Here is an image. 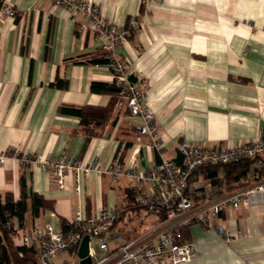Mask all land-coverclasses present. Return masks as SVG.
<instances>
[{"label": "crops", "instance_id": "0c3cea01", "mask_svg": "<svg viewBox=\"0 0 264 264\" xmlns=\"http://www.w3.org/2000/svg\"><path fill=\"white\" fill-rule=\"evenodd\" d=\"M87 1L109 22L124 26L135 18L139 23L116 55L154 113L162 157L148 137L136 134L140 120L122 109L113 106L108 124L91 137L78 117L58 112L61 106L106 108L112 100L111 94L91 90L92 83L114 84V77L107 64L87 62L102 52L103 40L89 30L78 33L81 17L73 21L52 0H0V6L10 4L16 10L15 17L0 22V195L26 198L23 229L48 224L63 231L62 221L69 224L78 212L89 218L102 207L126 210L109 241L122 242L163 220L158 211L134 209L131 191L137 183L92 174L82 180L77 196L70 175L61 190L48 171L23 165L20 159L53 162L68 155L102 169L118 159L126 167L134 159L135 168L151 170L161 159L177 161L182 142L217 148L261 138L264 0ZM57 79L64 88L51 86ZM251 168L250 163L249 185L255 182ZM223 178L219 170L215 180ZM189 189L195 206L232 192L213 184L205 170L191 178ZM33 194L47 203L35 217ZM133 222L139 225L130 228ZM210 226H185V242L194 247L185 264H264V204L226 208ZM218 226L228 240L216 232Z\"/></svg>", "mask_w": 264, "mask_h": 264}, {"label": "built area", "instance_id": "2783aa9c", "mask_svg": "<svg viewBox=\"0 0 264 264\" xmlns=\"http://www.w3.org/2000/svg\"><path fill=\"white\" fill-rule=\"evenodd\" d=\"M55 7L65 10L78 22L77 31L87 30L97 34L102 40L101 51L106 54L107 66L114 77V85L119 90L114 106L122 109L140 123L135 126L136 134L150 139L151 147L162 157L164 145L156 129L154 113L144 102V91L138 82L131 80V74L123 61L119 60L116 50L125 45L130 29L139 23L135 18L128 26H120L106 20L93 3L87 0H52ZM16 16L10 4L0 6V22ZM133 154V153H132ZM179 161L161 159L160 164L151 169L135 168L134 159L122 167L119 159L105 169L85 165L68 155L51 162L47 159L22 157L23 165L36 164L48 171L59 189H64L66 176L73 180V193L81 194L82 180L95 174L98 177L110 176L113 180L126 177L138 186L131 191L134 204L148 213L160 212L163 220L133 238H124L120 245L109 249L110 233L126 210L120 208H100L93 216L84 218L78 212L69 223L70 228L56 231L51 225L36 224L23 229L17 222L10 221L5 227L10 231L12 240L19 246L35 249V264H56L59 255L69 253L82 259L77 251L84 236L88 237L87 257L90 264H185L194 256V247L189 242H179L180 227L193 223L211 228L210 221L226 208L238 210L264 204V135L254 142L231 146L209 148L201 144L182 142L178 147ZM17 159V156H14ZM252 164L251 185L236 189L230 194L195 206L193 193L189 189L191 178L206 166H222L238 161ZM220 236H225L221 226L215 228ZM228 240V237L225 236ZM97 244L102 253L99 256L92 244ZM62 264H69L63 262Z\"/></svg>", "mask_w": 264, "mask_h": 264}, {"label": "trees", "instance_id": "16d2710c", "mask_svg": "<svg viewBox=\"0 0 264 264\" xmlns=\"http://www.w3.org/2000/svg\"><path fill=\"white\" fill-rule=\"evenodd\" d=\"M128 22L125 26H128ZM87 62L92 65H102L107 64L108 60L106 59V54L104 52H100L99 54H94L91 56ZM131 80L133 79L131 78ZM51 86L56 88H64L65 83L57 79ZM91 90L94 92L111 94L112 100L110 106L106 108L91 106H61L58 109L60 114L78 117L80 119L82 131L88 137L93 136L95 133L94 130H101L108 124L113 106L119 93V90L114 84L109 86L99 83H92ZM177 161H179V158ZM249 167L250 162L242 160L222 166H206L202 168V170L206 171L208 178L212 180L213 184L219 186L220 188L222 185H224L225 190L227 192H231L249 185ZM219 170H223L224 178L222 180H215ZM30 203L34 217L37 216L39 209L45 207L47 204L41 197L35 194H33V196L30 198ZM134 209L141 210L142 208L135 205ZM142 210L145 211L144 209ZM27 211L28 203L26 198L22 197L19 200H15L12 194L6 193L4 195H0V264H35V249L25 248L23 246L17 245L12 240L10 231L5 227V225L12 221V219H15L16 222L21 226L23 224L24 215ZM69 228L70 225L65 221H62V230L65 231ZM141 230L142 229H139L138 232ZM179 232V242H185V236L187 233L186 227H180Z\"/></svg>", "mask_w": 264, "mask_h": 264}, {"label": "rangeland", "instance_id": "374dc122", "mask_svg": "<svg viewBox=\"0 0 264 264\" xmlns=\"http://www.w3.org/2000/svg\"><path fill=\"white\" fill-rule=\"evenodd\" d=\"M133 225L134 226H138L139 224H136L135 222H133V224L130 225V228L132 227L133 228ZM148 226V224H145V226H140L139 229H144ZM144 227V228H143ZM121 244V241H112V242H109L108 243V247L109 249H112V248H115L117 247L118 245ZM92 247L96 250L97 254L99 256H102V253L98 250V246L97 244H92ZM63 262H66V263H69V264H79L77 258H75L74 256L70 255L69 253H64V254H61L58 256V258L55 259V263L56 264H62Z\"/></svg>", "mask_w": 264, "mask_h": 264}, {"label": "water", "instance_id": "95a60500", "mask_svg": "<svg viewBox=\"0 0 264 264\" xmlns=\"http://www.w3.org/2000/svg\"><path fill=\"white\" fill-rule=\"evenodd\" d=\"M88 252V237L84 236L79 245L77 256L82 259L80 264H90V259L87 257Z\"/></svg>", "mask_w": 264, "mask_h": 264}]
</instances>
